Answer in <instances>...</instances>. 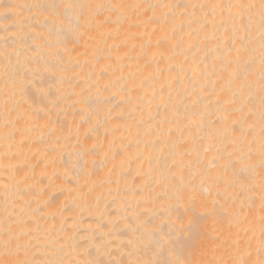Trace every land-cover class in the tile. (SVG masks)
<instances>
[{
	"label": "bare ground",
	"instance_id": "1",
	"mask_svg": "<svg viewBox=\"0 0 264 264\" xmlns=\"http://www.w3.org/2000/svg\"><path fill=\"white\" fill-rule=\"evenodd\" d=\"M0 264H264V0H0Z\"/></svg>",
	"mask_w": 264,
	"mask_h": 264
}]
</instances>
